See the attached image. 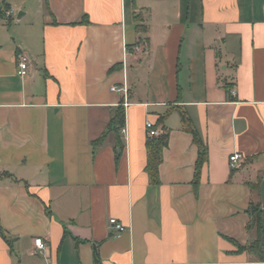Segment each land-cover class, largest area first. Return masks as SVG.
<instances>
[{"label":"crops","instance_id":"1","mask_svg":"<svg viewBox=\"0 0 264 264\" xmlns=\"http://www.w3.org/2000/svg\"><path fill=\"white\" fill-rule=\"evenodd\" d=\"M262 180L264 0H0V264H264L237 248Z\"/></svg>","mask_w":264,"mask_h":264},{"label":"trees","instance_id":"2","mask_svg":"<svg viewBox=\"0 0 264 264\" xmlns=\"http://www.w3.org/2000/svg\"><path fill=\"white\" fill-rule=\"evenodd\" d=\"M223 88L226 91L229 90L228 86L226 85H224ZM179 114L181 118V124L183 125V129L186 132L191 134L193 142L198 148V159L195 165V173H194V181H193V183L197 185L198 180H199L201 166L206 160V154H207L206 147L204 143L202 142L201 138L199 137L198 132L196 131L191 119L188 117L186 112H184L183 110H179ZM123 122H124V113L122 111H117L115 115L113 116V118L111 119V122L107 130H111L113 127H117V126L119 128L123 125ZM105 134L106 133H104L98 140H96L93 143L94 148H96L102 143V141L104 140ZM147 139H148V143H147L148 162H147L146 168L150 176L151 182L153 184H158L159 183L158 167L161 162V152L163 148L167 146L168 133L164 131L157 137L147 138ZM117 147H118L117 148V154H118L122 146L120 143H118ZM6 176H10V175L6 174ZM259 186H260V181H258L257 184H255L253 187L259 190ZM248 214H249L250 220H249L247 228L256 229L257 239L255 242H253L252 244H249L246 247H237L238 252H247L249 254H253L257 256L259 260H264V218H263V214L260 208V203L257 205L251 204L248 209ZM0 235L5 241H7L6 235L1 229V227H0Z\"/></svg>","mask_w":264,"mask_h":264},{"label":"built area","instance_id":"3","mask_svg":"<svg viewBox=\"0 0 264 264\" xmlns=\"http://www.w3.org/2000/svg\"><path fill=\"white\" fill-rule=\"evenodd\" d=\"M11 14H12V11L7 13L8 16H10ZM16 65H17V75L21 78L27 76V74L29 72L30 61H29V58L24 53H19L16 56ZM110 90L112 92L121 93L123 95V97L126 98L127 89L125 86L120 88V89H118L116 87H112ZM232 94H234L233 91H232ZM145 127L147 130V138H154V137H157L159 135V131H157L150 122H147L145 124ZM121 132L123 134H126V129L123 128L121 130ZM240 161H241V155H239V154L235 153L229 157V164H230L231 168L238 167L240 165ZM109 222L111 225H113L115 227V229L118 233H122L125 231V227L123 225L117 223V221L115 219H111ZM34 246L40 251H42L45 247V245L41 239H35Z\"/></svg>","mask_w":264,"mask_h":264},{"label":"water","instance_id":"4","mask_svg":"<svg viewBox=\"0 0 264 264\" xmlns=\"http://www.w3.org/2000/svg\"><path fill=\"white\" fill-rule=\"evenodd\" d=\"M259 193H260V208L264 218V180H262L260 183Z\"/></svg>","mask_w":264,"mask_h":264}]
</instances>
